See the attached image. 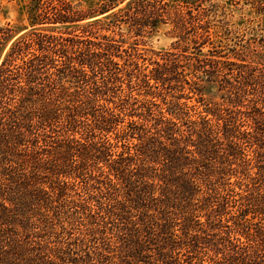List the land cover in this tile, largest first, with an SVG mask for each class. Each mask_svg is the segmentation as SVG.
Returning a JSON list of instances; mask_svg holds the SVG:
<instances>
[{"label": "trees", "instance_id": "obj_1", "mask_svg": "<svg viewBox=\"0 0 264 264\" xmlns=\"http://www.w3.org/2000/svg\"><path fill=\"white\" fill-rule=\"evenodd\" d=\"M86 1L0 25V264H264V0Z\"/></svg>", "mask_w": 264, "mask_h": 264}, {"label": "rangeland", "instance_id": "obj_2", "mask_svg": "<svg viewBox=\"0 0 264 264\" xmlns=\"http://www.w3.org/2000/svg\"><path fill=\"white\" fill-rule=\"evenodd\" d=\"M29 1L30 0H0V25L9 23L19 28L28 27L27 6L29 4ZM87 1L96 2L99 0H87ZM228 10L233 11V7L231 6ZM247 12H248L247 10L245 11L234 10L233 21L240 22V24L244 23L245 18H241V17L242 16L248 17ZM168 29L169 28L167 27H161L158 33H156L154 36H152L149 39L147 45L148 50L164 51L169 48L172 39L167 34ZM146 53L149 54L150 52H146Z\"/></svg>", "mask_w": 264, "mask_h": 264}]
</instances>
